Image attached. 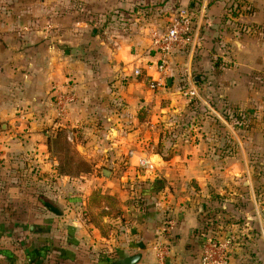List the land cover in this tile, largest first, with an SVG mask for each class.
Masks as SVG:
<instances>
[{
  "label": "crops",
  "instance_id": "0c3cea01",
  "mask_svg": "<svg viewBox=\"0 0 264 264\" xmlns=\"http://www.w3.org/2000/svg\"><path fill=\"white\" fill-rule=\"evenodd\" d=\"M10 1L0 0V7ZM30 1V5L11 4L0 10V159L16 166L6 169V175L17 177V164L28 160L27 165L38 163L48 170L43 174L54 178L47 202L39 204L46 209L48 241L61 264H121L137 255L131 264H154L159 245L168 248L170 262L200 264L201 231L231 240L228 264H247L248 258L264 264L262 225L257 237L245 233L246 227L230 217L220 225H208L209 215L223 212L225 217L224 209L233 210L225 199H210L211 189L228 196L233 185L225 177L251 172L247 165L232 166L236 158L247 164V129L240 126L238 135L224 116L225 108L222 118L210 105L208 114L217 119H201L188 134L181 133V127L175 137L155 134L157 117L163 120L186 111L181 87H197L203 78L210 83L217 75L213 89L223 96L227 110L246 108L249 95L264 93L262 84L252 88L247 82V61L254 60L257 72L264 75V44L231 33L227 16L233 0H86L91 6L77 18L64 3L59 9L54 0H47L45 6L40 5L45 0ZM237 1L251 6L252 12H240L232 19L264 26V0ZM202 5L195 44L173 55L166 77L170 85L150 88L156 59L149 47L151 31L168 25L180 7L198 11ZM224 41L237 49L239 60L220 71L213 58L227 59L222 54ZM251 52L255 57L248 59ZM69 89L75 100L60 110L54 95ZM259 113L261 118L263 111ZM261 139L256 132L255 146L250 144L260 155L258 175L264 174L263 134ZM61 144L74 148L76 160L92 161L95 166L91 170L70 167ZM143 155L155 162V175L137 167ZM105 165L109 178L102 174ZM96 171L104 181L96 186L69 179L97 178ZM216 177L223 178L221 186ZM3 192L10 199L6 208L15 210L3 214L5 225L27 222L21 211L31 204L19 186L7 185ZM134 195L139 201L125 202ZM169 220L173 226L167 230ZM242 246L251 247L250 252ZM98 257L103 260L98 262Z\"/></svg>",
  "mask_w": 264,
  "mask_h": 264
},
{
  "label": "rangeland",
  "instance_id": "374dc122",
  "mask_svg": "<svg viewBox=\"0 0 264 264\" xmlns=\"http://www.w3.org/2000/svg\"><path fill=\"white\" fill-rule=\"evenodd\" d=\"M13 1V2H12ZM30 0H11L8 2L7 5H4L0 7V10L5 8L6 6H10L11 4L15 5H30ZM35 2V1H34ZM40 2V5H44V3H47V0ZM56 3V7L61 9L63 8V3L66 5V9L71 11L70 13L73 14L76 18L78 16H81L82 13L85 14L87 11V8L91 6V2H87L86 0H54ZM1 3V2H0ZM1 6V5H0ZM45 6V5H44ZM100 10V6H94L95 10ZM230 10L228 12L229 16L227 18L231 19V33L235 34L236 36H239V38H248V40L255 41L260 40L263 41L264 44V26H257V24H253L250 22H246L244 19H232L237 18L239 16V13L242 12L243 15L245 13L252 12L251 6H246L242 2L233 0V3L229 7ZM108 8H104L103 11H107ZM91 11V10H90ZM93 12V11H92ZM95 12V11H94ZM1 20V19H0ZM233 30V32H232ZM228 32L229 28L227 29ZM226 32V31H225ZM219 38V37H218ZM222 48L224 55L227 56V59L222 60L221 56H215L213 59L218 63H220V71H222L221 67H230L233 65L234 62H238L239 59H236L237 49L230 44V42H223ZM237 47V46H236ZM249 58L255 57V53L251 52L249 53ZM247 73H248V84L255 88L257 84H262V87H264V75L261 76L260 73L257 72L256 65L254 63V60L250 63L247 61ZM199 76L201 74H198ZM217 75H214V78H211V82L209 83V80H206L205 78L201 79L198 83L197 82V89L199 91V94L201 96V99L193 98L188 95H185L187 104H186V111L184 114L180 115L175 113L174 115H171L167 118H163V120H160V117L156 118L155 124L157 125L155 128V134L156 135H163L166 134L167 137H175L176 132H179V127H181L180 131L181 133L185 132L188 134L190 132V126L193 124L195 125L197 122H199L201 119H217L213 114H208V111L210 109V105L214 107L216 112L220 117H222V109L226 111L225 114L228 116L226 117L227 120H230L232 124V128L235 131H238L239 127L246 128L248 131V140L250 143H248V149L246 150V156H247V164L246 162L241 158H236L232 166H239L241 165L243 168L247 165L249 170L251 171L249 175L247 174H241V175H233L231 177H225L227 181L230 182V184L233 185L232 192L227 191V194L231 195L230 198L226 196V193L223 194H216L214 192L215 188L211 189V192L209 193L210 199H222L226 200L227 203H231L228 208H232L230 210H225V217L222 214L223 212H219L220 215L216 212L215 215H212L209 217L212 218L213 222H216V225H220L222 221L226 220L228 217L230 219L234 220V222L237 223L238 226H245L246 230L245 233H248V235L252 237L260 236L259 234V224L262 225V230L264 233V174L258 175L256 174V171H260V165L257 161V156L259 157V152H256L255 147L250 146V144L255 146V137L256 132L259 133V138L261 139V135L264 136V93L261 96H256V94H251L248 96V106H232L227 110L228 104L225 102V99H223V96H218L219 93L215 94V91L213 88L217 87ZM183 85V83L181 82ZM184 97V98H185ZM260 111H263L262 114V120L260 118L261 114ZM223 118V117H222ZM165 119V120H164ZM256 121L258 123H256ZM164 122H170L168 124V127L163 128L161 124H164ZM176 126V127H175ZM242 130L245 133V130ZM240 131H238L239 135ZM232 137H230L231 141L233 142V134H231ZM223 145V144H220ZM235 145V144H234ZM235 146H232L234 148ZM59 148L62 150V152H66V154L69 156L68 164L70 167L76 166V168H87L88 170H91V167L95 166V162H86L83 160H76L75 158L78 157L77 153H75L74 148H71V146L63 145L61 144ZM237 149L235 148V152ZM28 160H22L21 163L17 164V167L20 171V173L16 176H9L6 175V169H14L13 167L15 164L12 161H6L4 158L0 159V168H4L3 170H0V264H14V260H10V257L8 255L15 256L17 260L19 259V262L15 260V264H35V261L27 262L26 257V249L28 247H31L34 249H40L42 248V255H38L37 259L41 264H61V260L58 258V252H56L53 249V245L48 241V234H49V225L47 224V221L44 217V213L46 209L42 208L40 204H43L44 202H47L45 199H48L50 195L51 186L53 185V177L49 176V174H43L46 173L48 170H42L40 166H38V163L35 165H27ZM37 168L40 171V173H37ZM104 168L109 169V166H104ZM112 168V167H111ZM95 173V171H93ZM261 172V171H260ZM96 176L93 177H69V179L72 182H76L77 180H81L82 182L85 180H88L89 185L96 186L101 183V174L96 171ZM263 176V177H262ZM104 178H109V175L103 176ZM262 177V179H261ZM76 178V179H75ZM119 178V176H118ZM218 180V183L223 182L222 177H216ZM104 182V181H102ZM246 182V184H245ZM10 185H16L19 186L20 191L23 193V198L27 201V203H30L31 205L27 208L24 207L23 212L25 215L24 217L27 218V222L23 220L22 223H15V224H8L5 225L3 220L6 218H3L4 213H9L10 210L15 212L13 207L6 208V204L10 203V199H5L3 187ZM220 184L219 186H221ZM128 189V187H125ZM156 184L152 187V189L156 190ZM141 187L138 189V192L140 191ZM134 196H130L129 200H125V202L134 203L135 201H139V199L134 198ZM125 199V198H124ZM141 199V198H140ZM40 203V204H39ZM7 209V210H6ZM219 209V208H216ZM223 211V209H222ZM209 214V212H207ZM23 217V219H24ZM7 220V219H6ZM227 221V220H226ZM33 226L32 229H29L30 226ZM40 230V232H36ZM222 229V227H221ZM258 232V233H257ZM242 248L246 250H250L251 247L249 246H242ZM28 250V249H27ZM4 251H9V254L6 255ZM250 252V251H249ZM56 254V257L54 255ZM60 256V254H59ZM42 257V259H41ZM100 257V256H99ZM98 257V262H101V258ZM177 257L176 252L174 253L173 258ZM40 258V259H39ZM172 258V255H168L167 262L168 264H176L174 260L170 262ZM255 259V258H253ZM252 259V260H253ZM33 262V263H31ZM247 264H254L251 262L250 258L247 259Z\"/></svg>",
  "mask_w": 264,
  "mask_h": 264
},
{
  "label": "built area",
  "instance_id": "2783aa9c",
  "mask_svg": "<svg viewBox=\"0 0 264 264\" xmlns=\"http://www.w3.org/2000/svg\"><path fill=\"white\" fill-rule=\"evenodd\" d=\"M205 6L202 5L198 11L190 7H180L176 13L170 18L168 25L164 28H154L150 33V49L156 56L154 62V74L149 76L150 88H155L166 84L168 70L172 64L174 53L180 51L187 46L192 47L195 44L197 36L198 23L197 19L201 16ZM139 70H135V74H139ZM183 95L201 99L197 87H181ZM55 103L58 109H65L68 104L75 100L72 89L66 91H58L55 95ZM137 167L146 174L155 175L156 165L148 156H139ZM168 228L173 226L172 221L167 222ZM208 225H213L211 219ZM204 238L201 244L200 264H228L229 255L232 247L229 238L220 237L216 234H208L201 231ZM168 248L159 245L155 252L154 264H168Z\"/></svg>",
  "mask_w": 264,
  "mask_h": 264
},
{
  "label": "trees",
  "instance_id": "16d2710c",
  "mask_svg": "<svg viewBox=\"0 0 264 264\" xmlns=\"http://www.w3.org/2000/svg\"><path fill=\"white\" fill-rule=\"evenodd\" d=\"M223 111H225V110H223ZM224 116L228 117L225 113H224ZM44 205L48 207V204L45 203ZM4 252H5L6 255L9 254V251H4ZM38 255L41 256L42 255V251L41 252L40 251L37 252L36 249H34V248H29L27 250V253H26V257H27L29 262L30 261H35V259L37 258ZM8 256L10 257V260H14V264H15V260H17V258L15 256H12L11 254L8 255ZM17 262H18V260H17ZM31 263H33V262H31Z\"/></svg>",
  "mask_w": 264,
  "mask_h": 264
},
{
  "label": "water",
  "instance_id": "95a60500",
  "mask_svg": "<svg viewBox=\"0 0 264 264\" xmlns=\"http://www.w3.org/2000/svg\"><path fill=\"white\" fill-rule=\"evenodd\" d=\"M166 83L168 85H170L171 79H167ZM109 173H110L109 169L104 168L102 170L103 176L109 175ZM137 258H138V255L137 256H129V257H126L125 259L119 261V263H121V264H131V263H134L137 260Z\"/></svg>",
  "mask_w": 264,
  "mask_h": 264
}]
</instances>
